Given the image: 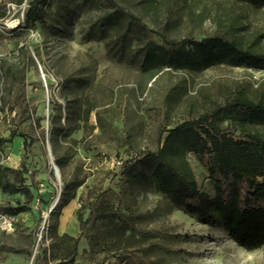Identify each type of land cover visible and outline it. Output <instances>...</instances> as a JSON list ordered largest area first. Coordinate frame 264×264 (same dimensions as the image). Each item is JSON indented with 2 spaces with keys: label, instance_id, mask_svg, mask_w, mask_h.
<instances>
[{
  "label": "rangeland",
  "instance_id": "374dc122",
  "mask_svg": "<svg viewBox=\"0 0 264 264\" xmlns=\"http://www.w3.org/2000/svg\"><path fill=\"white\" fill-rule=\"evenodd\" d=\"M156 1L49 0L45 22L31 27L27 0H0V137L16 132L0 146V166H24L30 191L0 192V204L32 207L12 215V227L0 211V264H57L72 250L64 235L79 238L76 264H264V247L246 250L221 222L205 223L176 206L149 175L127 173L142 152L160 147L165 129L211 111L228 90L264 94L263 68H143L146 44L222 34L264 53V6ZM247 130L264 135V125ZM171 158L214 194L196 153L181 148ZM75 180L83 183L63 220L66 206L50 210L64 183ZM100 210L121 232L102 225Z\"/></svg>",
  "mask_w": 264,
  "mask_h": 264
},
{
  "label": "trees",
  "instance_id": "16d2710c",
  "mask_svg": "<svg viewBox=\"0 0 264 264\" xmlns=\"http://www.w3.org/2000/svg\"><path fill=\"white\" fill-rule=\"evenodd\" d=\"M239 1L264 6V0ZM156 2L152 0L151 4L156 5ZM27 4L25 23L33 27L38 22H45L49 0H27ZM111 20L116 22L114 17ZM223 63L264 69V53L244 48L238 39L222 34L201 39L148 42L143 49V68L177 66L199 70ZM224 119L228 120L226 127L221 125ZM250 124L264 125V94L254 99L244 86L228 90L224 102L211 111L165 129L160 147L142 152L127 173L133 177L149 175L155 187L167 194L176 206L183 207L205 223L221 222L239 246L248 251L258 250L264 247V135L247 130ZM238 130L241 134L236 133ZM15 136L16 132H12L9 138L0 137V146L13 141ZM181 148L198 155L213 183V195L203 192L192 175L182 172L172 160L171 156ZM56 162L62 169L63 162L59 158ZM23 169L24 166L18 170L0 166V192L30 194ZM82 183L81 180L64 183L52 214L61 213L76 197L75 190ZM30 209V205L22 202H17L16 206L0 204V211L5 214L18 215ZM96 210L97 205L93 203L89 219ZM37 213L40 220L41 212ZM98 217L106 228L121 232V225L110 212L100 210ZM64 237H70L72 250L57 264H76L79 238ZM34 264L42 263L39 259Z\"/></svg>",
  "mask_w": 264,
  "mask_h": 264
},
{
  "label": "bare ground",
  "instance_id": "6f19581e",
  "mask_svg": "<svg viewBox=\"0 0 264 264\" xmlns=\"http://www.w3.org/2000/svg\"><path fill=\"white\" fill-rule=\"evenodd\" d=\"M41 77H42V79H43L45 82L47 81V76H46L45 74H42ZM70 210H71V207H70V206H66V207H65V215H64L63 220H67V218H68V214H69Z\"/></svg>",
  "mask_w": 264,
  "mask_h": 264
},
{
  "label": "built area",
  "instance_id": "2783aa9c",
  "mask_svg": "<svg viewBox=\"0 0 264 264\" xmlns=\"http://www.w3.org/2000/svg\"><path fill=\"white\" fill-rule=\"evenodd\" d=\"M4 214H5V213H4ZM4 218H5V221L7 222V224H8L10 227H12V226H13V222H14V217H12L11 214H6V215L4 216Z\"/></svg>",
  "mask_w": 264,
  "mask_h": 264
},
{
  "label": "water",
  "instance_id": "95a60500",
  "mask_svg": "<svg viewBox=\"0 0 264 264\" xmlns=\"http://www.w3.org/2000/svg\"><path fill=\"white\" fill-rule=\"evenodd\" d=\"M54 167H55V169H56L57 171L59 170V168H58V166H57L56 164L54 165ZM60 194H61V193H60ZM60 194H59L58 198L56 199V202H55L54 206H52V208H51L50 211H52V210L55 208L56 203L59 201Z\"/></svg>",
  "mask_w": 264,
  "mask_h": 264
}]
</instances>
